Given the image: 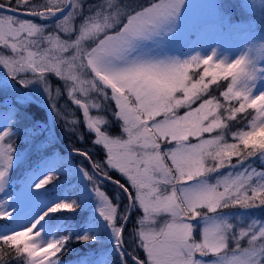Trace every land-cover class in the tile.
<instances>
[{
  "label": "snow or ice",
  "instance_id": "snow-or-ice-1",
  "mask_svg": "<svg viewBox=\"0 0 264 264\" xmlns=\"http://www.w3.org/2000/svg\"><path fill=\"white\" fill-rule=\"evenodd\" d=\"M180 3L0 0V49L10 52L0 54V66L14 78L32 73L49 95L50 74L68 85V96L83 110L86 126L95 135L92 143L106 152L103 163L87 152L81 154L92 160L98 175L113 180L127 195L126 208L143 213L136 220L139 227L134 228L132 246L125 247L128 214L94 187L105 202L98 211L116 238L123 264H264L260 259L264 223L253 220L239 226L220 218L223 209L264 206V180L253 183V177L264 172L244 170L217 176L211 183L206 179L258 155L264 159V91L254 92L264 68L246 57L231 62L217 59L215 52L182 60L139 52V42L158 34ZM25 17L54 22L37 23ZM200 66L203 72L193 80L189 70ZM221 80L225 83H218ZM77 92L82 96L94 92L114 102L112 115L120 122L119 136L101 127L108 123L102 116L89 115V105ZM242 121L246 130L232 131ZM8 134V129L0 132V163L5 166L14 150ZM107 168L125 177L132 191L108 176ZM6 174L7 167L0 168V182ZM55 179L49 173L34 187H46ZM76 207L58 202L29 225L0 234V264L20 259L24 264H57L68 237L45 243L37 225L49 212ZM11 215L0 202V220ZM196 220L203 223L199 237L194 234ZM78 239L86 242L92 237Z\"/></svg>",
  "mask_w": 264,
  "mask_h": 264
},
{
  "label": "rangeland",
  "instance_id": "rangeland-1",
  "mask_svg": "<svg viewBox=\"0 0 264 264\" xmlns=\"http://www.w3.org/2000/svg\"><path fill=\"white\" fill-rule=\"evenodd\" d=\"M39 1L40 0H34L36 3H41ZM136 2H141V0H126V3ZM53 22L54 21L51 23ZM138 51L156 58L176 57L181 60L193 54L208 56L215 52V57L217 59L231 62L239 57H246L257 67L264 68V0H182L178 10L164 23V25H162L158 30V34L153 35L148 40L139 42ZM7 52L9 51L7 50ZM0 54L9 55L8 53L2 52H0ZM0 70L8 74L2 66H0ZM196 70H201V72H203V66L198 68L193 67L189 70V75L194 79H197L199 77L197 74L201 73H195ZM22 77L30 79L31 82L28 84H21L20 80ZM15 81L35 100L42 102L50 109L53 108V104L55 105V112H59V124L63 127V133H61V135L63 139L67 141L65 143L66 146H70L68 140H70L71 135L77 133L78 119L75 117L73 108L76 107L80 110L85 127L91 132L86 126L83 110L73 102L72 97L68 96V85L64 80H57L55 86H53L48 76L50 95L46 94L41 81L34 79L30 72L17 74ZM218 83L223 84L225 82L221 80L218 81ZM214 89L215 86H213V90ZM58 90L59 95H57ZM259 91H264V78L258 79L256 82L254 92ZM75 95L81 99L83 103L89 105L90 116H98L95 112L97 108L92 107L95 102H90L89 99V97L98 96L96 93L89 92L87 95L82 96L77 92ZM0 98L6 103L11 104V101L16 102L21 108V105L24 104L21 100L13 96L12 91L5 83L1 82ZM101 110L103 109H99L98 111ZM182 112L183 110H181V114ZM34 119L28 118L25 123L21 122L20 126L25 128L28 127L31 131L38 126L47 128L45 122L40 120H37V122L35 121L36 119ZM16 124L15 116L11 111L7 110L0 113V132L8 129L9 134L7 138L17 134L15 129ZM34 125H36V127ZM92 134L94 135V133ZM50 138L49 130H47V134L43 136V140L36 137L31 147L23 151L20 150L19 152L14 151V154L10 153L12 158L7 166L0 163V168L7 167L6 177L3 182H0V202H2L8 210L12 211L11 217L7 219L10 220L9 224L5 223L0 227V234H7L11 231L19 230L32 223L37 217L44 213L45 198L43 195L44 192L49 190L53 181L46 187L40 189L35 188L34 185L49 173L53 174L56 170V165L61 159L59 152H55L52 156L47 155L41 159V161L45 162L44 164L38 160L41 157L42 149H45L47 143H51ZM229 140L231 141L230 136ZM37 146L38 148H35ZM34 150H37L39 153L33 158L34 164L31 163L33 165L29 168L31 164H27L28 157ZM102 150L105 159L106 152L104 148ZM253 169L258 172H264V159L259 155L250 158L242 165L221 169L218 173H213L206 179L211 183L215 181L217 176L225 174L234 175L244 170L250 171ZM108 170L116 173L127 187H129L130 191H132L125 177L112 168H108ZM76 172L78 180L81 181V184L84 186L86 200L83 204L90 213L89 220L93 217H96L97 220L95 223L92 220H90V222L87 221L86 226L84 225L80 232L81 236L88 235L92 237L89 241L96 244L94 250L95 254L88 256L87 260L93 258L91 264H109L110 259L115 257L116 260L119 261V264H123L122 252L120 248L117 247L116 238L107 221L98 211L105 203L94 191V187H99L98 184L93 182L89 174H87V170L85 171V169L77 168ZM22 173L25 174L21 177L20 175ZM257 180H264V175L253 177V183ZM17 183L19 184V188L15 189L14 186ZM91 183H93V185ZM102 191L104 192V190ZM105 195L112 204L115 202L114 205H116L119 200L117 192H114L112 197H109L106 193ZM128 202L130 204L129 200ZM232 209L233 208L223 209L220 218L226 219L228 222L234 220L240 224L246 223V225L253 220L264 223V208L256 207L253 210L245 209L241 211ZM122 210L130 216L133 215L132 218H134V220L130 217L133 229L139 227V225L136 224V220L143 214L142 210L139 208L126 207H123ZM162 219L163 218H161V222ZM45 220L46 219L41 220L37 228L41 230V239L47 243L49 239H58V237H55V230H47L45 228ZM128 220L126 223H128ZM198 221L201 223L202 228V221ZM127 234L126 239H128V244L132 246L133 235L131 236L130 232H127ZM244 246H247V244ZM93 255L97 256L94 258ZM262 257L263 255L260 257L261 260ZM203 259L210 261L212 257H205ZM89 262L90 261L87 262L84 260L82 263L88 264ZM57 264L60 263L57 262Z\"/></svg>",
  "mask_w": 264,
  "mask_h": 264
},
{
  "label": "trees",
  "instance_id": "trees-1",
  "mask_svg": "<svg viewBox=\"0 0 264 264\" xmlns=\"http://www.w3.org/2000/svg\"><path fill=\"white\" fill-rule=\"evenodd\" d=\"M138 1V0H137ZM39 2L43 3L44 0H40ZM126 3V0H124ZM140 4H147L148 0H141V2H136ZM31 19V18H27ZM34 20V19H32ZM35 21V20H34ZM37 23H43L38 22ZM0 52L2 53H8L7 50L0 49ZM0 72L4 73L2 70ZM201 72V70H196L195 73ZM6 74V73H5ZM9 76L8 74H6ZM13 82L22 90L24 91V88L20 86L19 83L15 81V78L12 76H9ZM56 78V79H55ZM49 79L52 82V85L55 86V83L59 78L55 77L54 75H49ZM1 83H4L0 80ZM10 89V88H9ZM11 90V89H10ZM215 90V89H214ZM12 94L15 98L21 100L24 104L18 106V103L11 101L10 103H6L2 98H0V113L5 112L7 110L11 111L16 119L17 124L15 125V129L17 134L13 135L9 138H7L12 144H13V151L11 154H14L16 152H19L20 150H25L28 147H31V145L34 142V139L37 137L41 138L43 140V136L47 134L48 128L46 127H37L33 131L29 130L28 127L20 126V123L26 122V119L35 118L34 120H40L42 122L46 123V113L45 111L40 108L38 105L29 102L19 95H17L13 90ZM25 92V91H24ZM26 93V92H25ZM27 94V93H26ZM90 102H95V104H99L100 107L96 109V113L98 116H102L108 123L105 128L104 125L101 127L104 128L110 135L112 136H119L120 135V122H118L112 115V111L114 109V104L109 103L107 100L103 99L101 96H93L89 97ZM13 100V99H12ZM95 100V101H94ZM69 101V100H68ZM72 107V106H71ZM99 109H103L101 111H98ZM53 118H54V130L61 141V143L66 147L68 150L73 149H79V152H87L92 160L97 162H104V152L102 146L98 144H93L92 141L94 140L95 136L89 132L85 124L82 120V114L78 108H73V111L75 112V117L78 119L77 122V133L74 135H71V138L69 141L70 146H66L65 139H63L61 133H63V127L61 124H59V117L57 116L56 112L53 111V108H51ZM38 122V121H37ZM36 127V125H34ZM42 128V130H41ZM236 130H246V122L242 121L238 124H235L232 128V131ZM51 140V138H50ZM40 146V145H38ZM35 147V148H38ZM55 152H59L60 160L58 164L56 165V170L54 171L53 175L56 176V179L53 181V184L49 187V190L46 192V198L48 199L47 206L45 208V211L52 206H54L56 203L65 201V202H72L77 207L75 208V211H58L56 213L49 212L48 215L44 217L46 219L47 225L49 227H52L56 231V236L58 239L63 237H68V240L66 244L64 245V250H62L61 253L58 254L57 260L69 264H79L84 258H87L91 254H95L94 250L96 248V244L92 243V241H82L78 239V237L81 236V229L85 225L86 222L92 220L94 223L97 221L96 217H93L89 220L90 213L88 212V209H86V206L83 204L86 200V196L84 193V186L81 184V181L77 178V168L85 169L87 170V174L91 177L93 182L95 184H98L99 188L101 190H104V192L109 196L112 197V194L114 192H117L119 196V200L116 203L118 205V208L120 210L123 209L128 202L127 195L122 192L121 189H119L117 186L106 182L104 180H100L97 176L93 174V172L90 170V167L88 165L87 160L82 155L78 154H68L64 153L63 151H60L58 146L51 140V143H47L45 146V149H42L41 157L38 159L40 162L45 163L41 161L42 158H44L47 155L52 156ZM38 151L34 150L31 155L28 157L27 164H34L33 158H35L38 155ZM89 159V158H88ZM92 160L91 163H92ZM37 162V161H35ZM30 165L29 168L32 167ZM107 175L113 177V179H118L121 183H124L123 180L114 172H111L106 169ZM25 174V173H24ZM23 173L20 175L21 177L24 175ZM93 185V183H91ZM127 187V185L125 184ZM84 199V200H83ZM115 204V202H114ZM232 210H245L250 209L253 210L256 207H249V208H240L232 207ZM257 208H264V206H257ZM44 211V212H45ZM264 215V212H263ZM133 215H131V219ZM88 219V220H87ZM132 220L129 221L126 224L125 228L127 229V232H130V235H133L134 229L131 225ZM9 224L8 220H0V227L4 224ZM230 223L237 224L239 226H244L246 223H238L234 220H232ZM193 224L195 225L194 234L199 237L200 231H201V223L196 220L193 221ZM97 226V225H96ZM130 226V227H129ZM98 227V226H97ZM133 232H132V230ZM134 238L132 237V240ZM95 244V245H93ZM246 244V241H242V246ZM125 247H131L130 244H128ZM141 251V250H140ZM97 253V252H96ZM89 254V255H87ZM87 255V256H86ZM98 255V254H97ZM97 255H93L95 258ZM262 260H264V255L262 257ZM119 261L116 260L115 257H112L110 259L109 264H119ZM11 264H24V260H13Z\"/></svg>",
  "mask_w": 264,
  "mask_h": 264
},
{
  "label": "water",
  "instance_id": "water-1",
  "mask_svg": "<svg viewBox=\"0 0 264 264\" xmlns=\"http://www.w3.org/2000/svg\"><path fill=\"white\" fill-rule=\"evenodd\" d=\"M32 18H35V19H37V20H40L39 18H37V17H32ZM40 21H42V20H40ZM47 21H51V19H49V20H47ZM0 79L1 80H3L4 82H6L16 93H18L20 96H22L23 98H25L26 100H28V101H31V102H33V103H36L37 105H39L41 108H43L44 110H46V112H47V124H48V128H49V130H50V132H51V135H52V137L54 138V140H55V142L58 144V146L60 147V148H62L61 147V144H60V142L58 141V139L56 138V136H55V133H54V130H53V127H52V114H51V110L46 106V105H44V104H42V103H40V102H37L36 100H34V99H31L28 95H26L11 79H9L8 77H6V76H4V75H2V74H0ZM63 149V148H62ZM87 162H88V164H89V166H90V168H91V170H92V172L95 174V176H97L99 179H101V180H106V181H108V182H111V183H113V184H115L114 182H113V180H109V179H106V178H104V177H102V176H100V175H98L96 172H95V170L92 168V165H91V162H90V160L89 159H87ZM116 185V184H115ZM128 218H129V214H128ZM125 223H126V221H125Z\"/></svg>",
  "mask_w": 264,
  "mask_h": 264
},
{
  "label": "clouds",
  "instance_id": "clouds-1",
  "mask_svg": "<svg viewBox=\"0 0 264 264\" xmlns=\"http://www.w3.org/2000/svg\"><path fill=\"white\" fill-rule=\"evenodd\" d=\"M197 75H199V74H197ZM192 79L195 80L193 77H192Z\"/></svg>",
  "mask_w": 264,
  "mask_h": 264
}]
</instances>
